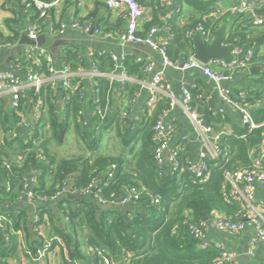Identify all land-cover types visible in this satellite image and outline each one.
<instances>
[{"label":"trees","instance_id":"obj_1","mask_svg":"<svg viewBox=\"0 0 264 264\" xmlns=\"http://www.w3.org/2000/svg\"><path fill=\"white\" fill-rule=\"evenodd\" d=\"M137 1L142 5L146 4V0ZM156 1L159 2L158 8H155ZM221 1L173 0L172 5L162 6L160 0H150L156 11L154 20L147 25V29L164 23L159 13L163 16L173 13L167 22L172 32V38L167 44V55L173 63H184L196 53L195 41L188 34L199 23H203L205 29L213 33L223 25H228L225 16L220 19L210 18L206 22L203 20V17L216 10ZM183 4L193 8L198 17L193 16L187 25L180 26L177 24L175 13L183 8ZM261 11V19L264 20V4ZM229 28L225 44L252 49L254 57L251 64L262 62L264 65V23L259 27L253 23L252 17L237 15ZM73 57L74 54L69 52L64 60L71 63L75 70V64H72ZM124 65L130 76L140 77L142 74L141 64L132 63L128 59ZM43 66L46 67L45 64ZM100 68L102 70V66ZM111 70L112 67L109 71ZM77 82L74 81V84ZM254 83L246 89V92L251 103V114L260 127L250 130L242 126L232 134H225L222 137L224 155L217 160L208 161L210 172L203 179L195 178L187 170L190 148L183 144L175 147L179 169L174 170L173 163L171 169L165 168L162 176L159 173L153 129L159 116L171 108L170 100L167 98H163L156 110L151 115L147 114L146 119L136 127L121 124L120 112L110 111L103 122L95 117L94 121H98V126L89 130L84 124L83 115L80 114L83 100L79 98L78 91L68 98L66 118L63 119L51 105L52 102L49 104L53 90L49 87L50 90L45 96V87L39 97L43 101L39 123L42 127L50 124L53 129V140L60 144L65 142L68 131L73 127L75 134L92 152V155L60 160L49 150V140L44 139L43 133L41 135V124L37 125L33 138L42 140L41 136L43 137L44 140L40 145L42 154L37 149H33L32 144L24 145L20 137L8 136L14 127V122L20 121L22 117L9 113L6 104L0 101V121L6 133V138L0 144V204L10 206L22 200L26 192L25 173L29 165L35 170L44 169L43 175L39 178V185L34 188V193L38 196H51L68 186L74 190L83 189L93 182L97 186V191L105 197H109L112 193L120 196L129 189H140L143 192L140 200L133 204L134 210L128 215L122 214L115 208L102 209L94 197L93 200L84 197L78 200L64 198L58 205L65 224L64 227H60L56 222L57 215L55 216L51 209H43L42 216L48 215L55 233L61 240V243H54L50 252L56 247H60L62 253L66 252L63 264L85 261L78 236V229H83L87 231V245L104 248L111 255L122 252L131 254L126 264H213L219 258L218 251L215 248H203L193 237L191 227L199 226L216 217H224L233 222L246 219L247 204L239 199L225 179L228 172L239 169L250 170L253 159L262 151L264 105L259 107L256 105L264 99V73ZM111 88L108 79L98 80L95 89L99 92L94 94L90 101L92 110L96 112V108L100 107L103 113L106 111ZM192 94L193 108H198V114L208 125L213 126L215 130L218 129L217 125L224 123L223 118L213 113L210 107L203 106L202 102L198 104L196 91ZM44 101L48 107L45 106ZM24 108L21 103L20 110L24 111ZM110 129L116 130L125 148H131L132 160H127L123 156L97 153L99 130L104 132ZM134 144H141L136 152H134ZM24 157L26 161L23 167L11 165L14 158ZM47 161H50V166L45 164ZM8 165L10 168H7ZM52 170L53 184L47 188V176L52 174ZM154 198L160 200L158 205L153 203ZM7 217L13 221L16 231L27 227L25 213L18 215L8 213ZM10 240L11 243L5 246L0 236V264H7V259L17 254V237L11 235ZM35 242L28 246L30 250L36 251L37 247L42 246L39 241ZM91 262L101 264L99 258L94 262L90 260V264Z\"/></svg>","mask_w":264,"mask_h":264},{"label":"crops","instance_id":"obj_2","mask_svg":"<svg viewBox=\"0 0 264 264\" xmlns=\"http://www.w3.org/2000/svg\"><path fill=\"white\" fill-rule=\"evenodd\" d=\"M240 1L241 0H222L217 5L216 10L209 14L211 18L216 19L225 16L228 23V25H225L227 27V35L229 33L230 24L237 16V14L228 13V10ZM156 3L157 6L155 8H158L159 2L156 1ZM160 3L162 6H170L173 0H160ZM143 7L145 9V14L140 35L144 37L148 34L149 29L158 27L160 31L155 39L159 44L167 45L171 38H169L165 29L168 27L167 22L173 13H167L165 16L159 13L161 14L160 19L164 23L162 25L157 24L147 29V25L154 20L156 10L150 4V0H146V4H144ZM217 11H222L224 15H217ZM175 15H177V24L180 26L187 25L193 16L198 17V15L194 13L193 8L187 4H183V8L179 11L177 10ZM248 16L252 17L253 20L255 18L252 14ZM87 22H92L94 29L98 30V33L95 32V30L84 33L70 27V25L74 23L85 24ZM62 25L67 27L63 34L60 33ZM126 25L127 21L124 14L121 11L109 8L104 0H63L52 8L46 17H41L34 0H0V74L10 73L15 79L21 82H25L28 74L32 72L46 74L48 63L45 57L40 55L43 51L53 58L55 65L58 67L63 64H68L72 71L78 75V82L74 85L83 93L84 101L82 103V110L84 113L82 117L84 118L86 127L91 130L92 128H97L98 121H94L95 110H92L90 105L91 97L95 94L90 73L95 66L100 70V66H102V73H112L114 71L117 75L123 72L127 73L124 64L126 60L129 59L132 63L141 64L143 66L140 77L130 76L127 73L131 77V82H129L127 84L128 86L126 85L127 87L125 88L122 87L118 81L111 82L108 79L112 90L110 97L107 99L108 104L105 109L108 110V112H120L122 118L121 124L127 125L128 127H136L146 119L148 114L147 102L150 98V92L145 87V83L152 82L157 73L164 71L162 85L164 87H169L171 95H173L176 100L179 102L183 100V89L185 88L189 89L191 93L196 91L198 94L197 103L199 104L202 102L203 106L210 107L213 113L223 118L224 123L217 125V131L229 135L236 129L242 127L240 114L236 109L223 102L217 85L208 76L196 69L183 71L176 70L172 67L166 68L161 54L152 50L149 46L124 43L122 36L126 32ZM31 29L38 31L36 40L30 38L29 32ZM224 45L228 46L229 44H225L224 42ZM69 52L74 54L72 64H75V70H73L71 63H67L64 60V57H66ZM113 56L117 58V61L113 60ZM149 63L154 64V70L152 72L147 70ZM43 64H45L46 67H44ZM116 64H122V70H116ZM110 67H112L111 71H109ZM212 67L214 70H219L216 66ZM251 69H256L257 72H251ZM263 73L264 65L262 62L251 64L249 69L237 70L231 73L232 79L228 83H225L223 87L234 93L246 91L250 85L253 86L255 84L254 81ZM49 90V87L46 86L45 96ZM68 93L69 92L63 88H58L52 91L51 99H49V104L52 102L51 105L55 107L57 110L56 112L63 119L66 118L65 111L69 98ZM163 98L166 97H162L161 100ZM0 101H3L6 104L7 111L14 115L13 113L15 112L10 107L9 98L5 97L0 99ZM37 102L38 100H36L32 91L28 90L25 92L21 102L25 107L24 111L20 110L19 114H17L22 118L20 121L16 120V122H14V127L8 133V136H13V138L20 137L24 145H33V141L36 140L39 144L33 146V149H37L40 152V145L44 139H47L49 140L48 148L51 151L50 147L53 142L57 144L60 143L53 140V129L50 124L43 125L44 127H42V124L39 123L42 117V110L36 122H33L32 125L29 122L37 110ZM258 103L260 106L264 105V99L260 100ZM45 106L48 107L46 103ZM221 110H223V113H220ZM195 111L198 112V108H196ZM164 115L166 125H173L175 128L171 137V147L175 148L179 144L189 147L190 150L188 154L190 161L196 162L203 151V146L198 140L188 116L180 106H175ZM23 120H26L29 125L26 123L22 124L21 121ZM37 125L41 126V135L43 133L45 137L43 139L41 136L42 140L33 138ZM0 131L2 132L1 144L6 138V133L4 132L1 121ZM71 132L75 134L73 127L67 134ZM105 132H107L110 138H117L119 141L112 140L101 154L115 157L123 156L127 160H132L133 154L131 153V148H125L123 146L121 139L117 136L116 130L110 129L104 132H100L99 130L100 139L101 136H104ZM109 134H111V136ZM112 135H114L115 138ZM75 136L80 142L84 143L76 134ZM113 145L116 147L121 146V148H123L122 151L119 152V149ZM134 145V152H136L140 149L141 144ZM51 153L53 154L52 151ZM88 155H92V153ZM25 161V157L14 158L11 165L23 167ZM45 164L50 166V161H47ZM170 165L171 161L169 159V154H167V169L170 168ZM50 168L53 169V167ZM43 173L44 169L35 170L31 165L28 166L25 173L26 192L34 191V188L39 185V178ZM52 184L53 170L52 174L47 176L46 187L50 188ZM64 198H67V195ZM84 198L93 200L92 196ZM58 205L59 202L52 205H45L40 203L39 200L29 199L27 195H25L21 201H17L10 206H3L0 204V217H7L8 213L17 215L25 213L27 217V227L18 230V233L15 235L17 237V254L8 258L6 261L7 264H63L66 252L62 253L60 247H56L54 251L49 253L44 261L40 262H33L27 255V249H30L28 247L29 245L36 243L35 241H39L43 245L46 238L51 237L50 234H55L53 223L49 220L48 215L45 214L42 216L43 209H51L54 215H57V224L60 227H64L65 224ZM254 205L258 211L264 213V185H257ZM38 223L48 226V229H43L39 231L41 234H38V232L34 230ZM41 224L40 226H42ZM86 232L87 231L83 229H78L82 252L86 258L85 261H80L81 264H90V260L94 262L98 259V257L93 254L91 250L92 247L86 243ZM0 236L3 238L2 234H0ZM255 237V228L249 222L245 230L240 233L224 232L209 228L203 240L211 244H223L228 251L236 255L241 264H264V242H259L255 247H252L251 242ZM5 246L8 245L5 243ZM31 251L33 250L31 249ZM128 257L129 259L127 260ZM130 258L131 254H126L125 252L113 255L115 264H126ZM91 264L94 263L91 262Z\"/></svg>","mask_w":264,"mask_h":264},{"label":"built area","instance_id":"obj_3","mask_svg":"<svg viewBox=\"0 0 264 264\" xmlns=\"http://www.w3.org/2000/svg\"><path fill=\"white\" fill-rule=\"evenodd\" d=\"M63 0H34L36 8L40 13L41 17H46L48 12L58 5ZM109 8L117 11H121L126 18V32L122 36L124 43L128 44H143L149 46L152 50L157 51L161 54L164 61V66L172 67L176 70L188 71L192 69L200 70L208 76L218 87L221 99L223 102L233 107L238 111L241 116L242 126L248 127L250 130L259 128L253 119L251 114V103L249 102V97L246 91H239L234 93L233 91L223 87L225 83H228L232 79V74L237 70H246L251 66V60L254 57V51L252 49H243L238 45L235 46L234 55L236 59L229 63L221 59L212 60L209 64L205 65L199 62L195 55H192L190 59L184 63H173L169 60L167 55V45L159 44L155 37L159 33L158 27H152L146 36H141V25L144 19L145 9L143 5L137 0H104ZM264 4V0H241L238 4L230 7L228 13H233L237 15H253V23L259 27H262L264 20L261 19L262 11L261 8ZM260 10L261 15H255V11ZM217 15H224L222 11H217ZM211 18V15L204 17L206 22ZM74 30H78L84 33H89L94 29L92 22H87L85 24L74 23L70 25ZM67 27L62 25L60 33L63 34L66 31ZM166 33L169 35V38H172V32L169 27L165 29ZM98 33V30H95ZM30 38L36 40L38 37V31L31 29L29 32ZM197 35H201L205 44L210 45L214 38L215 33L211 30H206L203 23H199L195 29L189 32L188 36L195 39ZM41 56H44L47 63L48 69L46 74H41L37 72H32L28 74L25 82H21L14 78L10 73H1L0 74V99L5 97L10 100V107L16 113L19 114L21 108V102L23 95L26 91L30 90L34 93V96L37 97V110L33 114L31 120H29L32 125L33 122H36L40 111L42 108V101L39 98L46 86L50 89L57 90L58 88H63L66 90L69 97L76 91H78V96L80 99H83V93L78 90L74 81H77L78 75L72 71L71 67L68 64H63L57 66L54 63L53 58L50 55H47L45 51L40 53ZM113 60L117 61L116 57H112ZM218 67L219 70H214L212 66ZM122 64H116V70H122ZM147 70L152 72L154 70V64L149 63ZM164 71L157 73L153 78L152 82L145 83V87L150 92V98L147 102V112L151 115L157 108L162 97H166L170 100V106L174 108L175 106H180L184 113L190 119L195 134L203 146V151L199 155V158L196 162L188 161L187 170L195 178H205L209 172L210 167L208 161L217 160L224 155V147L222 145V137L225 135L223 132L216 131L213 126L208 125L204 118L198 114L197 111L192 106L193 96L189 89H183V100L179 102L176 100L169 91V87H164L163 83ZM91 83L93 84L94 93L97 94L99 91L95 89L98 85V80L101 78L109 79L111 82L118 81L122 87L131 82V77L127 73H122L117 75L116 72L112 73H102L100 69L95 66L93 71L90 73ZM257 107L260 104L257 102ZM169 111V110H168ZM166 111V112H168ZM164 112L159 116L158 121L154 126V139L156 141V161L159 168V173L162 176V173L165 171L167 154H169V159L171 164L174 163V170L179 169V163L176 162L177 158V149L171 147V137L175 131L173 125H166L164 119ZM84 111L80 112L83 115ZM223 113V110L220 111ZM109 114L108 110L102 111L100 107L96 108L94 117H98L101 122L106 120L107 115ZM22 124L28 122L26 120L21 121ZM29 125V124H28ZM39 142L36 140L33 141V146L38 145ZM26 159V157H25ZM7 168H10L8 165ZM114 168V166H113ZM171 169V165L170 168ZM112 177V174H110ZM226 182L231 186L234 193L242 199L248 206V213L245 220L238 222H233L231 220L225 219L224 217H216L213 220H207L201 223L199 226H192L191 233L195 239H197L203 248H215L219 253L218 260L213 264H241L236 257L226 247L221 243L211 244L209 242H204L206 231L211 229H216L224 232L240 233L245 230L247 223H251L256 231V237L252 240L251 246L255 247L259 242H264V213L258 211L254 205V198L256 193L257 185H264V144L262 146V151L259 156L253 159L252 168L250 170L239 169L233 172H228L226 174ZM67 187L57 191L51 196H38L34 191L25 192V195L29 199L39 200L40 203L45 205H52L60 202L62 198L66 196ZM72 193L79 195V197L92 196L98 202L101 207L116 205H132L138 203L142 195V190L140 189H129L124 191L122 195H117L112 193L109 197L101 195L97 191V186L93 182L88 187L83 189L72 188ZM24 198V197H23ZM22 198V199H23ZM153 203L158 205L160 200L154 198ZM37 226L34 228L38 234H41L39 231L43 229H48V226ZM18 232L14 228V223L9 218L5 216L0 217V234L3 235L6 245H9L11 242V235H16ZM51 237L46 238L43 242V245L36 249V251H31L27 249V255L33 262L44 261L51 249L54 247V243H61L59 236L55 234H50ZM93 254L96 257L100 258L101 264H115L113 260V255L109 254L108 251L100 247H92L91 249ZM129 257L127 258V260ZM76 264H81V262H76Z\"/></svg>","mask_w":264,"mask_h":264},{"label":"water","instance_id":"obj_4","mask_svg":"<svg viewBox=\"0 0 264 264\" xmlns=\"http://www.w3.org/2000/svg\"><path fill=\"white\" fill-rule=\"evenodd\" d=\"M255 14L260 16L261 11L257 10L255 11ZM226 29L227 27L223 25L220 29L216 31L215 38L213 42L210 45L205 44L203 37L201 35H197L194 39L195 41V50L196 55L195 58L201 62L202 64H209L212 60L215 59H221L226 62H233L236 59V56L234 55L235 46L234 45H224V41L226 38ZM256 69H251V72H257ZM68 199H80L79 195L72 193V187H67L66 192ZM118 209L122 212V214L127 215L128 213L132 212L134 210V207L132 205H116L114 207L106 206L102 207L104 210H110V209ZM207 220V219H206Z\"/></svg>","mask_w":264,"mask_h":264},{"label":"rangeland","instance_id":"obj_5","mask_svg":"<svg viewBox=\"0 0 264 264\" xmlns=\"http://www.w3.org/2000/svg\"><path fill=\"white\" fill-rule=\"evenodd\" d=\"M1 134L2 132L0 131V142L2 141ZM109 135L111 136V134ZM112 140L119 141V139L117 138H110L107 135V132H105L104 136H101L100 142L96 148L97 152L100 154L103 153V150L107 148V145L111 143ZM113 146L116 147L115 145ZM50 148L54 156L59 160L63 158H76L81 156H88L89 153H92L84 143L80 142V140L75 136L73 132L67 134L65 142L62 145L53 142ZM116 148L119 149V152L123 149L121 148V146Z\"/></svg>","mask_w":264,"mask_h":264},{"label":"clouds","instance_id":"obj_6","mask_svg":"<svg viewBox=\"0 0 264 264\" xmlns=\"http://www.w3.org/2000/svg\"><path fill=\"white\" fill-rule=\"evenodd\" d=\"M81 198V197H80Z\"/></svg>","mask_w":264,"mask_h":264}]
</instances>
